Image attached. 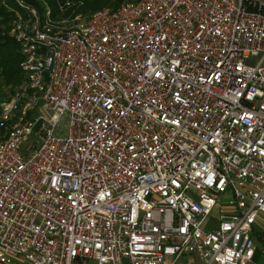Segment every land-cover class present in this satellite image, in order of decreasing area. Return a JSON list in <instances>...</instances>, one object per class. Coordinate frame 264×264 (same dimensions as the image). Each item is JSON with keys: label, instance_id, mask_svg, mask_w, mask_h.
I'll return each instance as SVG.
<instances>
[{"label": "built area", "instance_id": "obj_1", "mask_svg": "<svg viewBox=\"0 0 264 264\" xmlns=\"http://www.w3.org/2000/svg\"><path fill=\"white\" fill-rule=\"evenodd\" d=\"M56 2L9 7L0 264H264V0Z\"/></svg>", "mask_w": 264, "mask_h": 264}, {"label": "trees", "instance_id": "obj_2", "mask_svg": "<svg viewBox=\"0 0 264 264\" xmlns=\"http://www.w3.org/2000/svg\"><path fill=\"white\" fill-rule=\"evenodd\" d=\"M30 5L42 11V0H25ZM50 3L53 17L57 7V0H43ZM81 1L80 4L74 5L77 11L92 12L98 8L115 7L122 0H73ZM9 7L17 8L16 0H0V101L8 98L13 92L16 85L20 84L24 79V72L20 67L22 53L19 49L18 42L9 34L8 28L12 18L13 10ZM60 12V11H59ZM66 15L71 12V8L63 11Z\"/></svg>", "mask_w": 264, "mask_h": 264}, {"label": "rangeland", "instance_id": "obj_3", "mask_svg": "<svg viewBox=\"0 0 264 264\" xmlns=\"http://www.w3.org/2000/svg\"><path fill=\"white\" fill-rule=\"evenodd\" d=\"M41 2H42V8H41V9H42V11H44L45 5H46V4H49V5H50V3H49V2L46 3V2L43 1V0H42ZM50 6H51V5H50ZM21 11H22L23 13H26V11H25L24 9H21ZM94 11H95V10H94ZM92 12H93V11H92ZM92 12H85L83 15L87 17V16L90 15ZM54 15H56V18H62V17H65V16H66V14H65L64 12H59V11H56V13H55ZM67 118H68L67 114H64V115H62V116L60 117V119H59V121H58V123H57V125H56V130H57L59 133L65 131V129H66V123H67ZM35 130H36V128H33V131H32L31 134L28 135L27 140H25V141L22 143V145H21V149H20L22 152H25V145L27 144V142L36 140L37 135H36V133H35ZM225 199H226V198H225ZM214 213L217 214L216 211H213L212 214L209 215V216L206 218V220H205V224H208V225H215V224H216L215 219H214V216H215ZM89 264H95L94 259H90ZM166 264H171V263H170L169 260H166ZM178 264H181V260H179V263H178Z\"/></svg>", "mask_w": 264, "mask_h": 264}, {"label": "crops", "instance_id": "obj_4", "mask_svg": "<svg viewBox=\"0 0 264 264\" xmlns=\"http://www.w3.org/2000/svg\"><path fill=\"white\" fill-rule=\"evenodd\" d=\"M253 237L257 243L256 258L264 262V221L258 216L252 228ZM9 264H26L20 258L14 259ZM191 264H200L197 258H194Z\"/></svg>", "mask_w": 264, "mask_h": 264}]
</instances>
